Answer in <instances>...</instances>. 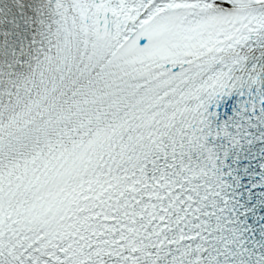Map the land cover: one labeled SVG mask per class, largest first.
<instances>
[{"label":"snow or ice","instance_id":"1","mask_svg":"<svg viewBox=\"0 0 264 264\" xmlns=\"http://www.w3.org/2000/svg\"><path fill=\"white\" fill-rule=\"evenodd\" d=\"M0 264H264V0H0Z\"/></svg>","mask_w":264,"mask_h":264}]
</instances>
